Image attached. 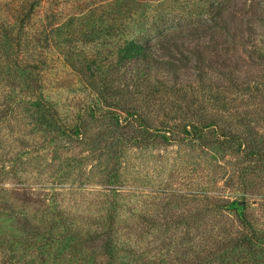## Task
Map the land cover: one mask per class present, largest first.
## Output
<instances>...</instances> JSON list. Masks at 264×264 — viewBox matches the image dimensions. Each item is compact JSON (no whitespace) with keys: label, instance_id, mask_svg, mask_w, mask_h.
Wrapping results in <instances>:
<instances>
[{"label":"rangeland","instance_id":"374dc122","mask_svg":"<svg viewBox=\"0 0 264 264\" xmlns=\"http://www.w3.org/2000/svg\"><path fill=\"white\" fill-rule=\"evenodd\" d=\"M32 1L0 0V264H264V0Z\"/></svg>","mask_w":264,"mask_h":264},{"label":"trees","instance_id":"16d2710c","mask_svg":"<svg viewBox=\"0 0 264 264\" xmlns=\"http://www.w3.org/2000/svg\"><path fill=\"white\" fill-rule=\"evenodd\" d=\"M39 4L40 0H33L29 5V11L37 10L39 8ZM48 18L50 19V17ZM152 47L153 45L150 42H147L145 47H141L134 42H128L124 51L121 54L126 56L127 60H130L131 63L133 62L136 67H138L139 65H143L145 67H148L149 69H158L161 65L163 69H165V71L170 75L174 74L176 69L181 68L183 59L174 56L162 59L163 56L158 55L157 51L154 50ZM180 57H183L181 53ZM254 240H256L254 236L250 237L248 243L250 244Z\"/></svg>","mask_w":264,"mask_h":264}]
</instances>
